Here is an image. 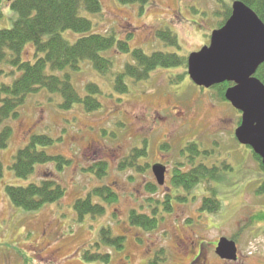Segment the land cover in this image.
<instances>
[{
  "label": "rangeland",
  "instance_id": "obj_1",
  "mask_svg": "<svg viewBox=\"0 0 264 264\" xmlns=\"http://www.w3.org/2000/svg\"><path fill=\"white\" fill-rule=\"evenodd\" d=\"M11 1L4 0L0 29L11 28L18 16L9 6ZM101 1L103 15L97 19L96 15H87L94 22V31H114L118 39L132 33L131 47L141 48L147 54L164 51L188 58L210 43L211 33L219 28L222 18L216 12L221 6L218 0H152L143 13L138 5ZM160 29L177 34L180 47L166 45L157 35ZM28 49L26 55L32 58L33 50ZM103 54L113 60L114 71L132 61L131 54L117 49ZM184 73L185 78L178 83L170 79ZM72 78L82 94L90 82L101 87L100 111L88 113L78 105L62 111L58 106L60 98L41 89L28 96L17 119L7 122L14 131L8 147L0 150L4 165L0 183V264H151V259L157 264H202L197 258L199 252L206 257L207 264H264V220L251 221L264 211V192L258 193L264 171L251 150L236 139L240 112L221 99L216 89L195 85L187 66L155 70L144 82L128 79L130 91L122 96L114 90L112 71L102 75L87 63ZM104 129L108 132L102 137ZM33 134L55 138L57 142L48 152L63 154L72 163L58 176L67 188L63 200L38 211H26L13 206L6 186H25L56 171L54 164L49 163L39 165L29 179L14 175L10 164ZM144 141L148 156L143 161L150 166L140 173L120 171V161L134 148L142 147ZM189 143H195L202 151L196 162L219 167L222 179L198 185L192 193H179L170 189L171 179L176 168L183 171L191 168L183 153ZM102 160L109 165L103 181L82 171L83 167ZM157 162L167 166L164 184L157 182L152 170ZM102 184L114 188L117 201L106 205L103 216L77 220L74 202ZM150 184L158 187L156 193L148 191ZM210 186L217 189L222 202L217 212L202 210L203 196L212 193ZM170 193L173 208L156 214L159 220L156 227L147 231L130 223L132 209L152 215V209L146 206L147 198L163 200ZM177 194L187 195L188 199H175ZM108 226L115 235L125 236L122 249L95 246L101 228ZM221 237L236 242L237 260L222 259L216 253ZM161 250L166 256L164 260L156 257ZM98 252L109 253L108 261L89 260L85 256Z\"/></svg>",
  "mask_w": 264,
  "mask_h": 264
},
{
  "label": "trees",
  "instance_id": "obj_2",
  "mask_svg": "<svg viewBox=\"0 0 264 264\" xmlns=\"http://www.w3.org/2000/svg\"><path fill=\"white\" fill-rule=\"evenodd\" d=\"M117 1L125 6L138 5L140 13H143L152 0ZM242 1L254 9L264 21V0ZM218 3L221 6L216 12L222 17L219 22V27H222L231 16L232 8L226 0H218ZM9 4L18 16L11 28L0 29V150L6 149L12 139L14 129L7 124L8 120L17 119L20 116V108L26 103L28 96L38 93L41 89L60 98L58 106L62 111H70L76 105L81 106L88 113L100 111L103 107L99 99L102 95L101 87L95 82H90L82 94L73 83L72 74L80 72L87 63L102 75L112 71L114 90L120 96L130 91L131 85L128 79L144 82L150 79L155 70L187 66V56L178 53L156 51L147 54L141 48H132L130 44L132 33L125 39H118L114 31L105 33L94 31V22L87 15H96L95 19L103 15L101 0H12ZM3 6L4 0H0V18ZM76 34L79 35L78 38H74ZM157 35L166 45L180 47L177 34L171 30L160 29ZM28 48L33 50L32 58L26 55ZM114 49L124 54H131L132 57V61H126L124 68L119 71L112 69L114 64L111 57L103 54ZM256 76L264 82V63L259 67ZM184 78L185 73L171 76L170 79L178 83ZM231 85L232 83L225 82L213 86L212 89H216L221 99L227 101L225 93ZM107 132V130L101 132V136L103 137ZM56 142L55 138L47 134H33L18 150L10 164L14 175L18 178L29 179L35 174L39 165L49 163L54 164V169L58 173L52 172L50 177L25 186L7 185L6 193L13 206L26 211H38L47 204L60 202L66 196L67 188L58 176L71 165L72 160L63 154L48 152V148L54 146ZM248 148L264 171L261 157L251 147ZM183 153L187 155V161L192 166L187 171L180 168L174 170L171 183L175 190L170 188L171 190L192 193L198 185L222 179L219 167L196 162L197 156H200L202 151L195 143H189ZM147 156L148 146L144 141L142 147L134 148L120 161L118 169L135 170L140 173L150 166L149 162L143 161ZM228 168L225 166V169ZM108 169V163L102 160L94 162L89 167H83L82 171L103 181ZM3 177L4 165L0 161V183ZM147 189L154 194L158 187L150 184ZM210 190L212 192L210 196H203L202 210L217 212L222 208V202L218 199L217 189L210 186ZM260 192H264V180L263 185L258 188V193ZM117 194L108 184L89 190L85 196L77 198L74 202L77 220L83 221L86 216L94 218L103 216L106 205L117 201ZM174 197L182 201L188 199L187 195L183 194ZM146 201L148 202L146 206L152 209V215L146 211L132 209L129 220L132 225L148 231L157 226L159 220L156 214L160 210H172L173 200L170 193L163 200L150 197ZM254 220H264V211L254 215L251 221ZM124 240L125 236L115 235L110 226L103 227L95 246L99 248L114 246L122 249ZM160 253H156L157 259H166L162 250ZM85 256L89 260L98 259L105 262L110 258L109 253L100 252ZM152 260H150L151 264H157V261Z\"/></svg>",
  "mask_w": 264,
  "mask_h": 264
},
{
  "label": "water",
  "instance_id": "obj_3",
  "mask_svg": "<svg viewBox=\"0 0 264 264\" xmlns=\"http://www.w3.org/2000/svg\"><path fill=\"white\" fill-rule=\"evenodd\" d=\"M263 63L264 21L241 0L233 3L225 25L212 32L210 44L188 58L189 76L198 86L233 83L225 97L242 112L236 137L241 144L252 147L264 165V82L256 76ZM166 171L162 164L153 166L159 184L165 183ZM216 252L223 259L238 258L236 243L224 237Z\"/></svg>",
  "mask_w": 264,
  "mask_h": 264
},
{
  "label": "flooded vegetation",
  "instance_id": "obj_4",
  "mask_svg": "<svg viewBox=\"0 0 264 264\" xmlns=\"http://www.w3.org/2000/svg\"><path fill=\"white\" fill-rule=\"evenodd\" d=\"M201 256H202V259H201ZM197 258L199 259L200 263L207 264L206 259H205L206 257H204L203 254H201V252L198 253Z\"/></svg>",
  "mask_w": 264,
  "mask_h": 264
}]
</instances>
